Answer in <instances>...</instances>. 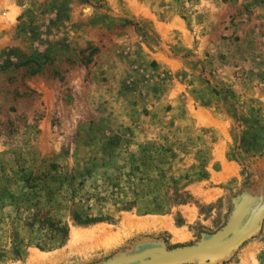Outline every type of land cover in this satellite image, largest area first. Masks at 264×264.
<instances>
[{
  "label": "rangeland",
  "instance_id": "374dc122",
  "mask_svg": "<svg viewBox=\"0 0 264 264\" xmlns=\"http://www.w3.org/2000/svg\"><path fill=\"white\" fill-rule=\"evenodd\" d=\"M0 264H264V0H0Z\"/></svg>",
  "mask_w": 264,
  "mask_h": 264
},
{
  "label": "trees",
  "instance_id": "16d2710c",
  "mask_svg": "<svg viewBox=\"0 0 264 264\" xmlns=\"http://www.w3.org/2000/svg\"><path fill=\"white\" fill-rule=\"evenodd\" d=\"M78 220L82 223H89L91 221H95V217H86V219H83L82 217H77Z\"/></svg>",
  "mask_w": 264,
  "mask_h": 264
}]
</instances>
